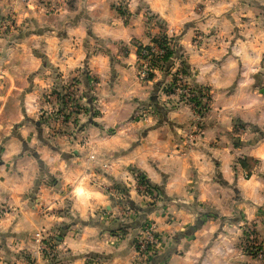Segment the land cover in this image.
I'll list each match as a JSON object with an SVG mask.
<instances>
[{
  "label": "crops",
  "instance_id": "crops-1",
  "mask_svg": "<svg viewBox=\"0 0 264 264\" xmlns=\"http://www.w3.org/2000/svg\"><path fill=\"white\" fill-rule=\"evenodd\" d=\"M0 17V264H145L144 214L161 241L146 264H264L238 243L264 234V0H0ZM161 33L190 95L160 67L137 76ZM139 173L160 189L147 212Z\"/></svg>",
  "mask_w": 264,
  "mask_h": 264
},
{
  "label": "built area",
  "instance_id": "built-area-1",
  "mask_svg": "<svg viewBox=\"0 0 264 264\" xmlns=\"http://www.w3.org/2000/svg\"><path fill=\"white\" fill-rule=\"evenodd\" d=\"M6 24H8L6 21L0 20V31H4L6 29ZM171 44V42H169ZM140 55V61L141 65L140 68L137 71V76L140 79H147L149 77V72H152V69L154 67H160L162 65V56L164 55V49L161 48L156 42H153L148 47H143L140 49L139 52ZM172 60L178 61L177 58H172ZM175 72V77L177 78V84L176 89L181 93H184L186 95H190L189 88L187 84L183 81V73L179 71V69L176 67L173 69V73ZM65 89L63 90V93L61 94L60 98L62 100H65L69 105L75 106L73 103L74 98V88L71 86L72 84L69 82H65ZM70 106V107H71ZM63 112L61 111L60 117H63ZM93 158V156H91ZM102 167H107L106 163L101 164ZM139 185H137L138 187ZM139 190H141V195L147 199L153 200V194L149 193L146 190V187L143 185H140ZM113 197L114 205L118 208L120 218L122 221L124 218L129 217L130 215H133L136 213V210L131 208L127 203L124 202V198L121 196V193L114 190L110 191ZM158 235L156 233V227L154 223L145 222L141 225L140 235L136 238V250L138 252L147 253L154 249V246H156L158 241ZM35 240L38 243L37 249L38 251H42L45 249V244L43 242V236L41 233V230L36 231L35 233ZM260 256L264 257V249H260L259 253Z\"/></svg>",
  "mask_w": 264,
  "mask_h": 264
},
{
  "label": "rangeland",
  "instance_id": "rangeland-1",
  "mask_svg": "<svg viewBox=\"0 0 264 264\" xmlns=\"http://www.w3.org/2000/svg\"><path fill=\"white\" fill-rule=\"evenodd\" d=\"M27 2V1H26ZM145 13H147V18L148 19H152V20H154V24H156L157 26H162V23H161V20L158 18V17H154V15L153 14H151V12L148 10V11H145ZM0 20L1 21H6L8 24H6L7 26H6V28H8L9 27V19L8 18H3V17H0ZM9 21V22H8ZM6 29H4V31H5ZM3 31V32H4ZM169 38V37H168ZM169 39H171V38H169ZM169 42H171V45H173V41L172 40H170ZM153 42H151V44H152ZM150 44H148V46H149ZM175 46V45H174ZM139 52H140V50L139 51H137V53H138V57H139V59H140V55H139ZM180 55H182V54H180L178 51H177V53L175 54V57L174 58H177L178 59V61H175L174 62V60H172V65H171V67H170V69H169V71H171L172 73H173V69H175L176 67L179 69V71H181L182 73H183V71L182 70H180L181 68H182V58L181 57H179ZM140 61V60H139ZM141 63V61L139 62V65H138V69L140 68V64ZM138 69H137V71H138ZM154 69V68H153ZM153 69H152V71H153ZM149 73H152V72H149ZM174 74H175V72H174ZM176 78V77H175ZM147 79H149V78H147ZM147 79H143V80H147ZM177 79V78H176ZM176 84H177V81H176ZM175 84V85H176ZM188 86V85H187ZM182 93V92H181ZM74 99V98H73ZM63 102H66L65 100H63ZM62 112H63V115L65 116L66 114H65V111H64V109H62ZM139 185V184H138ZM140 186V185H139ZM138 186V187H139ZM137 187V188H138ZM139 189V188H138ZM116 191H118V190H116ZM139 192H140V194H141V190H139ZM154 201L153 200H151V199H148L147 200V202L144 204V207L142 208V210H144L145 212H147L148 210H152V208H154ZM132 208V207H131ZM135 210H137V209H135ZM142 212V211H141ZM139 213L138 215H140V214H142V213ZM105 214H106V212H104ZM146 215L144 214L143 215V218L141 219V225L143 224V223H145L146 221L147 222H149V223H154V225H155V221H153L152 219H150V218H148L147 216L145 217ZM140 225V226H141ZM155 227H156V225H155ZM141 228V227H140ZM141 230V229H140ZM41 233H42V236H43V231L41 230ZM157 233V232H156ZM140 235V234H139ZM158 235V234H157ZM138 236V235H137ZM137 238V237H136ZM159 238V237H158ZM136 240V239H135ZM158 241L159 242H161L160 241V239H158ZM136 242V241H135ZM238 243H239V246H240V249L242 250V252H244L245 254H247V255H249V256H251V257H253L254 259H258V260H264V257H262V256H260L258 253H259V250L260 249H264V234H262V235H259L257 232H255L254 231V229H253V227L251 226V225H245V228L242 230V234H241V236H240V238H239V241H238ZM136 244V243H135ZM161 249V245H160V243H158L156 246H154V249H152L151 251H149V252H147V253H143L142 254V252H138L137 250H136V246H135V252H137L136 253V256H138L140 259H142V261H144L145 262V264L153 257V259H154V257H156V255L158 254V251Z\"/></svg>",
  "mask_w": 264,
  "mask_h": 264
},
{
  "label": "trees",
  "instance_id": "trees-1",
  "mask_svg": "<svg viewBox=\"0 0 264 264\" xmlns=\"http://www.w3.org/2000/svg\"><path fill=\"white\" fill-rule=\"evenodd\" d=\"M171 39H169L165 33H161L160 35H157L155 37H153L152 42H156L161 48L164 49V55L162 56V65L160 66V68L163 71H169L171 65H172V58L175 57V54L177 53V47L176 45H171L169 43ZM143 47H148V45H139L137 47V51H139L141 48ZM186 67L184 61H182V68L180 70H182L184 72V68ZM148 78H152V73L149 74ZM176 78H175V74L172 73V84L176 83ZM191 101H194L196 104H200L198 95H195L193 98L190 99ZM238 162L240 163V165L242 167H244L245 169H251L252 166H254L257 163V160H254L252 158L249 157H243V158H239ZM249 174V173H248ZM137 180L139 182L140 185H143L146 187V190L153 194V192L160 191V189L158 187H154L152 186L145 178L144 175H142L141 173L137 174ZM114 187L124 195V202L128 204V200H127V194H126V189L120 185V184H115ZM158 193V192H157ZM157 195V194H156ZM119 226L117 227V229L121 230L122 232L125 231L127 228L130 227V225L128 224H118ZM151 260V259H150ZM149 260V261H150Z\"/></svg>",
  "mask_w": 264,
  "mask_h": 264
}]
</instances>
